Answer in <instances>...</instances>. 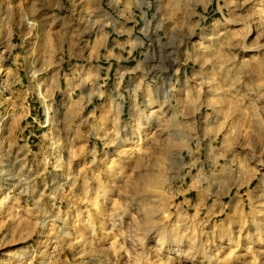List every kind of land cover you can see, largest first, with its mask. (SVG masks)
Listing matches in <instances>:
<instances>
[{"label":"rangeland","instance_id":"374dc122","mask_svg":"<svg viewBox=\"0 0 264 264\" xmlns=\"http://www.w3.org/2000/svg\"><path fill=\"white\" fill-rule=\"evenodd\" d=\"M34 2L39 28L29 34L27 25H20L22 0H11L15 8L12 20L15 35L11 44L15 47H8L0 37V71L4 69L0 74V199L10 198L6 207L0 210V264H28L29 261L49 264L53 258L55 264H185L180 253L187 250V243L183 248L174 244L160 248L155 238L146 245V262L141 249L134 252L131 241L123 235L127 223L123 227L114 226L108 215L124 182L129 177L152 176L154 173L148 169L157 164L155 158L142 157L141 153L149 148L150 138H155L161 112L159 108L151 109L149 114L156 113V123L151 130L146 126L141 131L128 113L130 82L140 76L138 62L154 61L155 67L160 68L172 57L179 63L172 67L171 73L153 72V80L159 82L161 76L176 79L177 72L185 79L194 74L202 77L211 82V87L205 86L204 98L225 101L220 105L223 113L228 111L230 97L226 93L217 95L212 90L219 85L227 88L239 77L235 88L240 96L248 97L246 105L251 103L264 87L260 76V65L264 64V48L260 47L264 45L261 35L264 24L259 16H254L250 34L237 42L233 40V34L244 25L234 20L259 9L260 0H253L242 8H236L230 0H204L196 11L203 16L206 31L189 41L179 55L174 53L183 44V39L166 34L160 25L153 27L154 17L141 12L131 57L124 50L129 38L119 33L121 24L115 18L113 0H96L98 14L111 20V26L87 28L71 55L65 41L71 38L75 28H85L80 18L88 7L87 0H72L71 4L69 0H59V8L55 6L57 0H51L50 4L47 0H23V8L31 10ZM8 6L9 0H0V28L7 22ZM153 32L157 33L155 43L146 39ZM221 49L228 56H236L237 70L230 79H227V73L217 75ZM246 62L250 67L244 66ZM33 72L35 75L31 76ZM93 72L106 77V81H100L104 84L103 89L92 85L75 93L71 91L70 84L77 74L91 75ZM38 88L50 96L49 122L38 99ZM250 88L253 91L250 92ZM101 90L105 93L103 99L93 95L90 102L81 106L82 96L89 98L90 93ZM236 94L234 91L232 95ZM259 106L264 107V103ZM110 109L112 115L109 116ZM121 112L128 131L122 134L118 143H113L110 133L116 114ZM260 115L264 118V112ZM86 118L81 129L83 134L78 135L72 125ZM220 119L223 120V115ZM225 135L227 129L220 135L218 145ZM85 146L87 150L80 155L78 150ZM236 152L241 158L246 154L240 148ZM74 153L78 158L69 167L68 161ZM258 161H264V156L251 162L259 175L239 192L232 188L215 207V197L201 200L195 170L182 182L177 181L174 195L169 200L172 223L182 215L195 216L197 212L203 219L211 209L216 215L205 229L211 231L216 221L225 219V215L234 212L241 202L245 213L264 205V164ZM236 166L239 168V163ZM21 168L25 177L35 178L33 199L20 195L21 182L17 173ZM101 182L110 186L113 195L107 210L100 202L101 211L98 212L93 205ZM186 192L195 194L199 203L184 204L182 199ZM35 200H41L38 206H35ZM229 204L230 207H221ZM37 217L45 218L46 228L29 235ZM55 229L71 234L63 239L58 252ZM250 231L254 235L251 241L242 242L239 264H264V227H252ZM234 234L240 239L238 225ZM81 236L83 240H80ZM214 243L217 250H223L222 256H228L235 247L228 237L215 238ZM208 264L215 262L210 258Z\"/></svg>","mask_w":264,"mask_h":264},{"label":"clouds","instance_id":"9594fccd","mask_svg":"<svg viewBox=\"0 0 264 264\" xmlns=\"http://www.w3.org/2000/svg\"><path fill=\"white\" fill-rule=\"evenodd\" d=\"M51 2V0H47ZM253 0H230L236 8H242L245 4L252 3ZM261 7L249 12L246 16L236 17L234 22L241 23L244 27L233 34V40L237 42L246 38L251 31L250 22L254 16H259L260 22L264 24V0H260ZM72 3V0H69ZM204 0H113L115 5V18L119 20L121 27L119 33L128 36L129 40L124 46L129 57L135 49V27L139 24V14L141 12L150 13L154 19L153 27L160 25L162 30L169 35L183 39V44L176 50L174 55L183 52L184 47L189 41L195 40L198 34L206 31L203 16L196 11ZM88 7L84 10L80 18V23L85 28L77 27L71 33V38L66 40L68 43L69 55L72 49L78 44L87 28H96L103 25V28L111 26L112 21L98 14L96 0H87ZM59 8V0L55 5ZM9 15L3 28H0V37L3 43L10 48L15 45L11 40L15 35L12 27L15 8L9 0ZM36 3L32 4L31 10L23 8V0L20 7V25H27L29 34L39 28L36 19ZM132 24V28L127 25ZM6 29V36L4 35ZM157 33H150L146 39L155 43L154 37ZM264 36V33H261ZM104 38L102 33L101 39ZM203 47V45H201ZM224 46H222L223 49ZM260 47L264 48V45ZM221 49L219 60L220 68L217 75L227 73V79L237 70L236 56H228ZM191 58V56H189ZM153 66L149 67V64ZM154 61L138 62L137 71L140 76L134 82H130L128 90V113L133 118L135 125L144 131L147 126L149 130L156 123V113L149 114L153 108H159L161 112L159 127L156 129L155 138H150L151 143L148 149L142 151V157L149 159L155 158L157 164L149 168L153 172L152 176L140 175L129 177L120 188L119 197L114 204H111V211L108 215L113 220V225L123 227L127 223V229L123 233L125 238L131 241L132 250L141 249L142 258L147 262L146 245L155 238L160 248L168 244H174L178 248H183L187 243V250L181 251V257L185 264H208L210 258L215 264H239V251L244 240L251 241L253 233L252 227L259 229L264 227V205L253 207L251 212L242 211V202L236 205V210L230 215H225V219L216 221L211 227V231H206V227L213 220L216 213L211 209L203 219L199 218V212L195 216L182 215L176 223H172L171 213L169 212V200L174 195V185L177 181L182 182L195 170V183L199 185L201 200L215 197L213 207L220 203V198L229 195L232 188L237 192L241 187H246L251 179L257 177V168L251 166V162L258 157L264 156V118L260 113L264 112V87H262L255 100L245 104L247 96H240L235 85L239 82V77L231 85L225 88L219 85L213 89V93H226L230 99L228 111L221 112L220 105L225 101L218 98L206 100L205 86L211 87V82L202 77L193 75L182 78L179 72L176 79L171 76H161L157 82L152 79L153 72L164 71L171 73L172 67L179 63L169 57L163 62L160 68L155 67ZM245 67H250L247 62ZM260 76L264 82V64L260 65ZM106 77H100L99 73L93 72L91 75L77 74L70 84V89L74 93L87 86H96L103 89ZM122 83V81H121ZM236 91V95H232ZM253 91V89H249ZM103 99L105 93L101 90L96 94H89V98L81 97L83 107L90 98ZM182 97V98H181ZM123 99V97H121ZM207 109V111H205ZM108 115H112L111 109ZM121 113H117L113 129L110 133L113 143H118L123 133L128 131V126L124 125ZM223 115V120L220 119ZM87 122L82 119L80 123H73L78 135H82L81 129ZM227 129V135L222 142L217 144L220 135ZM12 147L11 145L9 146ZM244 149L246 154L240 157L236 149ZM86 146L78 153L82 155L86 151ZM203 157V158H202ZM76 153L68 161L69 167L73 160L77 159ZM95 162V161H94ZM264 164V161H258ZM239 163V168L237 164ZM207 165V167H205ZM23 168L17 173L21 182L20 195L33 199L35 188V178H27L23 175ZM84 171L83 169L81 170ZM139 171V168L135 170ZM70 179H74L70 177ZM113 193L110 186L100 183L96 190V202L94 207L101 211L100 202L106 211ZM9 197L0 199V210H3L9 203ZM42 200V197H41ZM41 200H35L38 206ZM18 202V201H17ZM227 208L229 205H221ZM31 211V210H30ZM47 221L43 217H37L31 233L37 230H44ZM239 226L240 239H236L234 229ZM186 229V230H185ZM57 232V252L60 244L65 237H70V232L62 229H55ZM228 237L235 244V247L228 256H222V249L217 250L214 243L215 238L223 239ZM84 238L81 236L80 240ZM71 246V245H69ZM35 257H33V260ZM28 264H32L29 261ZM49 264H55L53 258Z\"/></svg>","mask_w":264,"mask_h":264},{"label":"bare ground","instance_id":"6f19581e","mask_svg":"<svg viewBox=\"0 0 264 264\" xmlns=\"http://www.w3.org/2000/svg\"><path fill=\"white\" fill-rule=\"evenodd\" d=\"M3 70L4 69H1V71H3ZM1 71H0V74L2 73ZM5 74H6V72H5ZM34 75H35V72H33L31 76H34ZM37 93H38V99L40 100V102H41V104H42V106H43V108L45 110L46 120H48V122H49V111H50L49 101H50V96H49L48 92H43L39 88L37 89Z\"/></svg>","mask_w":264,"mask_h":264},{"label":"crops","instance_id":"0c3cea01","mask_svg":"<svg viewBox=\"0 0 264 264\" xmlns=\"http://www.w3.org/2000/svg\"><path fill=\"white\" fill-rule=\"evenodd\" d=\"M184 195L185 196L182 199L184 204L194 205V204L199 203V199H195V196H196L195 194H191L189 192H186Z\"/></svg>","mask_w":264,"mask_h":264}]
</instances>
